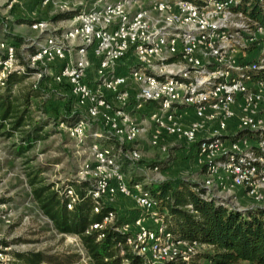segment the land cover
<instances>
[{
	"label": "built area",
	"instance_id": "built-area-1",
	"mask_svg": "<svg viewBox=\"0 0 264 264\" xmlns=\"http://www.w3.org/2000/svg\"><path fill=\"white\" fill-rule=\"evenodd\" d=\"M244 1L95 0L71 18L72 26L48 37L30 55V68L61 62L55 80L69 84L77 103L87 108L86 116L61 124L79 143L94 139V163L85 166L77 183H88L85 197L93 200V211L99 213L119 196L132 199L139 210L119 225L116 211L110 210L87 234L117 225L115 230L146 264L188 263L204 246L169 229L162 201L145 189L157 181L154 176L133 183L126 175L124 160L135 164L142 157L137 145H129L145 132L152 148H159L164 136L196 148L203 180L194 182V191H204L203 199L239 211L264 207V46L257 60H242L260 44L256 35L264 27L239 9ZM258 4L264 15V0ZM3 56L1 85L9 73L26 69L18 65L12 44ZM131 59L135 65L122 64ZM138 114L141 124L135 120ZM98 119L106 130L92 131ZM106 141L112 145H103ZM151 170L161 173L159 165ZM226 188L243 189L256 206L231 205L220 195ZM61 196L68 210L82 201L71 183ZM8 217L0 211V223ZM103 238L102 233L98 240ZM6 262L0 258V264Z\"/></svg>",
	"mask_w": 264,
	"mask_h": 264
},
{
	"label": "rangeland",
	"instance_id": "rangeland-1",
	"mask_svg": "<svg viewBox=\"0 0 264 264\" xmlns=\"http://www.w3.org/2000/svg\"><path fill=\"white\" fill-rule=\"evenodd\" d=\"M91 1L93 0H52L44 3V0H0V54H6L7 44L13 45L16 40H20L17 54L22 62L31 63L30 55L44 44L48 37L59 36L72 26L71 17L63 15L88 10L90 7L86 8V4L89 6ZM63 2L68 3V9L63 6ZM138 6L139 4H136L135 8ZM37 23L42 25L34 27ZM256 38L260 40V44L256 49L250 47L245 54L246 57L242 56V60H257L262 54L264 44L261 43H264V33H258ZM127 62L130 65L136 64L133 59ZM15 65L14 63L12 67L6 66V73ZM61 65L59 61L36 63L31 66L32 74L23 85L28 87L34 85L43 93L42 97L31 100V112L34 122L42 125L45 137L21 157L16 155L13 149L19 135L8 138L0 134V200L6 204L5 206L3 203L0 204V211L6 210L9 214V221L0 223L2 253L0 258L6 260V264H24L17 255L36 252L60 256L77 253L81 257L77 264H89L79 237L58 233L52 222L33 201L26 178V171L30 166L40 167L44 170L42 176L46 183L56 184L61 188L70 183L77 184L85 176L82 174L85 166L94 163L93 137H88L84 144L79 143L70 136L66 125L61 124L62 118L70 120L87 114V108L77 103L69 84L58 83L55 80ZM135 120L141 124L137 116ZM237 122L238 118L231 122L232 126H236ZM95 130H106L99 119L94 122L92 131ZM147 134L142 133L138 142L129 145L130 147L137 145L142 152L141 160L135 164L124 160L123 168L129 179L145 180L154 176L157 181L146 183L145 180L147 185L153 182L177 184L182 181L203 180L202 168L196 164L192 150L187 144L176 138L166 137L162 138L158 149H153L148 145ZM102 144L112 145L107 141ZM154 165L160 166V174L152 173L151 168ZM220 195L228 203L239 208L257 204L253 199L245 194L241 195L238 190L232 188H226ZM134 204L130 198L125 200L116 198L108 203V206L115 208L116 222H119L129 219L130 216L126 215V212L129 214L136 212ZM146 224L152 225V221L147 220ZM208 249L204 245L199 249V254ZM202 263L207 264L204 261Z\"/></svg>",
	"mask_w": 264,
	"mask_h": 264
},
{
	"label": "trees",
	"instance_id": "trees-1",
	"mask_svg": "<svg viewBox=\"0 0 264 264\" xmlns=\"http://www.w3.org/2000/svg\"><path fill=\"white\" fill-rule=\"evenodd\" d=\"M239 9L264 27V15L258 0H245ZM74 15L67 13L63 17L72 18ZM17 45H20V40L13 44L15 59L26 69L25 73H9L3 80L4 85L0 83V134L8 138L19 135L13 149L16 155L23 157L45 137L42 125L34 122L31 112V100L42 97L43 93L34 85L23 86L32 69L20 60ZM0 57L4 59L2 54ZM75 119L65 117L62 121L69 125ZM43 172V168L35 166L26 171L33 201L58 233L79 237L89 264H146L143 257L135 254L126 243V236L115 230L121 221L105 230L86 233L92 224L102 222L110 210L115 211L111 206H104L99 213L93 211V200L85 197L88 183H71L82 201L68 210L67 199L61 196L63 187L46 183ZM178 184L153 182L145 185V189L162 201V207L168 214L166 223L175 236L197 240L209 249L188 263L168 264H201L203 261L207 264H264V207L246 211L229 209L216 199H203L204 191L195 192L194 182ZM1 203L5 202L0 200ZM102 233L104 238L98 240ZM17 256L24 264H77L81 258L77 253L60 256L36 252Z\"/></svg>",
	"mask_w": 264,
	"mask_h": 264
},
{
	"label": "crops",
	"instance_id": "crops-1",
	"mask_svg": "<svg viewBox=\"0 0 264 264\" xmlns=\"http://www.w3.org/2000/svg\"><path fill=\"white\" fill-rule=\"evenodd\" d=\"M95 0H93V1H91L90 2V4H89V6L86 4V8H88V7H91V5H92V3L94 2ZM108 1H116V0H108ZM128 61V60H127ZM127 61H124V62H122V64H129ZM124 64V65H125ZM123 69H125V68H123ZM135 116H137V118L141 121V119L143 118V116H141V115H135ZM148 136H149V134H147ZM163 138H166V136H164ZM149 145V144H148ZM150 147V146H149ZM188 148H191V150H192V153H193V157H194V160H195V156H196V148H192L191 146H188ZM154 149V148H153ZM156 149H158V148H156ZM140 181H145V180H140ZM175 186H177V185H179L178 183L177 184H174ZM239 191V193L241 194V195H243V194H245V192H244V190L243 189H239L238 190ZM118 198H120L121 200L123 199V200H125V199H127V198H125V197H123V196H119ZM131 201V200H130ZM129 202V201H128ZM135 205V204H134ZM134 210H136V212L135 213H132V214H129V212H126L127 214L126 215H129L130 217H129V219H127V220H123V221H121V222H125V221H131V220H133L136 216H138L139 215V210L137 209V207L135 206L134 207Z\"/></svg>",
	"mask_w": 264,
	"mask_h": 264
}]
</instances>
